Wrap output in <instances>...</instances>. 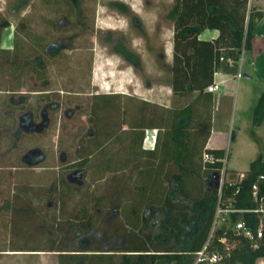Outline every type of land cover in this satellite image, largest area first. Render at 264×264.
<instances>
[{"label":"trees","instance_id":"1","mask_svg":"<svg viewBox=\"0 0 264 264\" xmlns=\"http://www.w3.org/2000/svg\"><path fill=\"white\" fill-rule=\"evenodd\" d=\"M243 1L246 7L247 0ZM42 3L54 9L59 15L57 19L74 20L70 26L74 36L84 35L89 22L85 9L80 7L75 11L69 1L63 3L61 0H42ZM209 6L215 16L218 15L229 26L235 25L233 39L229 38L227 44L224 42L222 29L219 38L214 42L197 40V35L202 30L201 20L198 18L197 26L188 21H191L190 15L200 16V5L184 6L182 2L179 4L178 0H175L172 6L174 53L171 88L177 98L192 93L185 105L166 107L134 95L120 93H96L90 96L88 115L93 134L84 140L76 160L65 168L84 169V176L93 181H99L107 174L121 173V190L129 194L128 199L117 206L115 215L118 216L115 217L120 219L122 225L115 229H119L122 236L129 239L130 246L127 250L124 248L125 250L108 251L121 252L118 264H131L132 256H136L138 264L178 262L182 255H190L195 259V253L202 250L209 238L218 207L240 210L255 206L251 186L260 174L264 175V157L261 151L249 163L248 169L239 180L230 182L224 179L220 189L216 185V176L222 171L226 173L227 169L223 163L225 151L206 147L212 130L211 106L215 101L214 94L206 88L213 84L212 75L216 69L231 75L237 74L238 50L252 48L256 22L263 13H257L255 8L251 7L244 31L243 27L237 30L230 14H224L216 5ZM63 7L67 9L66 12L61 10ZM227 23L225 25L228 27ZM9 25L7 20L0 21V30ZM24 37L31 39L33 50L45 51L46 43L42 36L27 31ZM210 47H216L214 64L210 60ZM26 57L29 55L23 54L19 48L13 53L0 50V69L2 71L6 67L10 72L9 79H13L9 84L11 87L8 85L5 91L14 92L22 87L27 74L42 77L44 72L37 67L22 66V60ZM228 58L233 60L232 64L228 63ZM14 80L16 87L13 86ZM10 104L8 103L7 107ZM9 118L12 120L10 115H5L4 120ZM263 122L264 89L252 110L251 137H254L255 129ZM0 126H5V123ZM149 129L156 130V139L153 149L145 150L142 148L143 139ZM15 144L0 146V150L12 152ZM112 148L116 151L113 152ZM205 155L212 159L205 160ZM29 158V162L34 163L42 156L30 155ZM17 159L19 158L15 160ZM16 166L18 167V163ZM64 177L63 173L60 174L51 192V198L54 193L57 194L52 207L49 206V198L35 193L38 188L30 184L29 180L17 181L10 196V224L16 226L21 217L34 214L35 201L40 205L37 211L42 216L40 227L45 225L50 229L44 245L60 242L61 234L67 238L69 231L90 230L92 220L90 216L86 217L85 205L77 212L68 213L65 209L63 198L69 197L70 191L74 190ZM88 183L90 186L91 182ZM262 188L264 192V184ZM32 195H36L35 200H31ZM25 199L28 201H24ZM101 199L103 198L97 197L95 203L100 204ZM148 208L157 216L158 222L154 232L152 229L156 223L153 222V217L146 215ZM224 220L207 246L210 252L220 251L224 254L222 264H255L257 259L264 258V225L262 238L258 240L256 247H253L254 242L242 236H235L233 232V225L237 220H243L247 227L255 230L259 222L255 214L232 212L225 215ZM62 223L67 224L68 232L60 233ZM221 236H224L229 244H234V247L226 250V246L219 241ZM55 248L57 247L51 245L46 246V250L14 251H58ZM87 249L86 251L94 256H104L95 254L102 252L98 247Z\"/></svg>","mask_w":264,"mask_h":264},{"label":"rangeland","instance_id":"2","mask_svg":"<svg viewBox=\"0 0 264 264\" xmlns=\"http://www.w3.org/2000/svg\"><path fill=\"white\" fill-rule=\"evenodd\" d=\"M61 1H69L75 11L80 7L86 10L89 22L84 35L74 36V31L70 30L74 20L57 19L59 15L42 0H0V21L10 23L0 30V50L13 53L19 48L29 55L23 58V67L34 66L44 72L40 78L36 74L24 75L23 86L7 92L5 89L13 79H9L10 72L6 67L0 69V125L5 123L0 126V146L16 143L12 152L0 150V264H118L121 252L108 251L127 250L130 246L129 239L115 229L122 225L115 217L118 216L115 215L117 206L128 199L129 194L121 190V173L107 174L103 179L93 181L84 176V169L65 168L76 160L84 140L93 134L88 115L90 96L118 91L126 95L136 93L134 96L140 99L149 98L152 103L166 107L179 105V98L171 94L169 85L164 84L158 87L164 100L152 101L157 96L153 94L157 87L154 74H158L149 68L154 67L153 64L160 68L154 60L158 53L165 54L172 43L173 0ZM61 10L67 11L65 7ZM27 31L43 37L45 51L33 50L31 39L24 37ZM132 57L136 60H128ZM130 61L139 64L133 66L135 69L143 66V69H149L143 73L147 80L144 77L137 80L136 71L132 69L130 88L123 89L120 68L131 66ZM13 83L16 87L15 80ZM258 88L254 87L253 91ZM143 90L147 92L141 93ZM8 103H11L9 107ZM5 115H10L12 120H4ZM252 140L248 142L249 135L241 124V130L231 139L232 147L228 152L232 157L226 161L228 155H225L224 159L227 168L224 179L227 181L239 180L242 172L248 169L249 158H256L259 151L264 157V122L255 130ZM152 145L143 141V147ZM112 151L116 149L112 148ZM30 155H41L42 158L32 163L28 160ZM62 173L74 190L70 191L71 197L64 196L62 200L65 209L68 213L77 212L85 205V214L91 217L92 226L86 232H68L67 224L62 223L60 233L67 231V238L61 234L60 242L44 245L50 229L45 225L40 227L42 216L37 212L40 205L33 201L34 214L21 217L16 220L17 225L12 226L9 221L10 196L17 181L29 180L38 188L35 193L49 198L52 207L57 194L51 198V192ZM222 177L221 172L217 181ZM88 182H91L90 186ZM35 196L32 195L31 200H35ZM97 197L104 200L97 204ZM151 211L148 208L146 215L158 222ZM156 225L152 232L156 231ZM51 245L58 251H14L46 250L45 247ZM87 247H98L102 252L95 254L104 256H94L86 251ZM194 261L190 255H182L178 262L161 261L160 264H194ZM131 264H138L136 256H132Z\"/></svg>","mask_w":264,"mask_h":264},{"label":"crops","instance_id":"3","mask_svg":"<svg viewBox=\"0 0 264 264\" xmlns=\"http://www.w3.org/2000/svg\"><path fill=\"white\" fill-rule=\"evenodd\" d=\"M174 1L175 0H173V3ZM178 2L179 4H181L182 2L184 6H192L196 4L201 6L200 16L190 15L191 21H188V23L197 26L198 18H200L202 30L197 35L198 41L214 42L217 38H219L221 29L222 36L225 38L224 42H226V44L230 40L229 38L233 39L232 36H234L232 32H234L235 30V25L229 26V24L225 22V20L221 19L218 15L215 16L211 11V6L209 5H216L218 9L224 14H230L232 16L231 19L234 20V23H236L237 30L243 27V30L245 31L246 22L251 7L255 8V12L263 13V16L256 22L254 39L252 40V48L250 50H244L243 48L238 50L239 59L237 64L239 69L237 74L231 75L221 71L220 69H216L212 75V83L218 85L220 90L217 94H214L215 101L211 106L212 130L207 140L206 147L211 149H223L225 151V155H228V158L226 159L227 161L232 157L231 153L228 152V150H230V148L232 147L231 139L233 138L235 132L238 133L241 130V124L244 125V132H247L249 135L250 141L248 142L250 143L251 141H253L250 135V130L252 127V110L257 102L260 92L262 91V89H264V0H247L246 7L244 6L243 0H185L184 2L182 0H178ZM173 16L174 14L172 15V43L169 47V50L167 49L165 54L164 52H160L157 54V57L154 61H157L156 64H158L160 68L156 67L154 64V67H149L152 71H155L158 74H154L156 76V84L154 85L157 86L153 89L154 96L157 94L156 98L152 99V101L154 102L164 100L161 97L162 91L161 89H158V87H161L163 84L169 85L171 87L172 83L171 67L173 63L174 53ZM226 23L228 24V27L225 25ZM229 27H231V29ZM210 50V60L214 64L216 47H210ZM157 59H159L160 61H158ZM161 59H163L162 63H160ZM133 62L134 61L129 62L131 66L129 65L128 67H126L125 65L124 67L120 68L123 89L130 88V80L132 79L131 77L134 74L133 71H136L135 73L137 76V80H142L143 77L144 80H147L146 75H144L143 73H145V70L149 71V69L147 67L143 69L144 66L141 67V69H135V67L139 64H135ZM138 85H140V83H138ZM112 86H114L113 83ZM254 87L259 88L253 91ZM147 89L152 90V88ZM146 92L145 90H143V92L141 93L145 94ZM170 92L173 95L172 88H170ZM254 92H256V94ZM113 93L119 92L116 91ZM120 93L125 94L123 92ZM135 94L136 93H134V95ZM191 94L187 93L184 97L179 98V100H177L179 101L178 106L185 105L190 99ZM144 100H149V102H151V99L149 98H145ZM257 129L258 128H256L255 130ZM142 148L145 150H151L153 149V146H144ZM253 155H256L255 151ZM249 159V161L251 162L255 159V157Z\"/></svg>","mask_w":264,"mask_h":264},{"label":"built area","instance_id":"4","mask_svg":"<svg viewBox=\"0 0 264 264\" xmlns=\"http://www.w3.org/2000/svg\"><path fill=\"white\" fill-rule=\"evenodd\" d=\"M229 64L233 63V60L231 58L227 59ZM206 90L208 92H211L213 94H217L219 92V87L216 84L209 85ZM156 139V131L154 129L152 130H146L145 136H144V144L151 143L154 144ZM205 160H211L212 158L210 156L205 155ZM225 166V165H224ZM221 174V173H220ZM223 177L220 178L218 181V188L220 189L223 184V180L225 178L224 171H222ZM243 175L240 176V178ZM264 184V175L260 174L257 179L254 181V183L251 186V193H252V199L255 203V206L250 209H240V210H232V209H223L221 207H218L215 213V218L213 221L212 229L209 235V238L207 242L205 243L204 247L201 251L195 253V261L194 264H222V260L224 257V254L220 251H209L207 246L209 240L213 237L214 232L216 229H218L220 226V223L225 221V215L232 212H250L256 215L259 222L255 230H252L251 228L247 227L245 222L243 220H237L234 222L233 225V232L235 236H242L246 239H249L250 241L254 242L253 247L257 246L258 240L262 238L263 234V220H264V192L262 185ZM220 243L226 246V250L231 249L234 247V244H229L224 236H221L219 239ZM255 264H264V258H259L256 260Z\"/></svg>","mask_w":264,"mask_h":264},{"label":"water","instance_id":"5","mask_svg":"<svg viewBox=\"0 0 264 264\" xmlns=\"http://www.w3.org/2000/svg\"><path fill=\"white\" fill-rule=\"evenodd\" d=\"M243 76H245V75H243ZM217 176H218V175H217ZM217 176H216V179H215V180H216V185L218 186Z\"/></svg>","mask_w":264,"mask_h":264},{"label":"clouds","instance_id":"6","mask_svg":"<svg viewBox=\"0 0 264 264\" xmlns=\"http://www.w3.org/2000/svg\"><path fill=\"white\" fill-rule=\"evenodd\" d=\"M155 143V142H154ZM153 146V145H152Z\"/></svg>","mask_w":264,"mask_h":264},{"label":"bare ground","instance_id":"7","mask_svg":"<svg viewBox=\"0 0 264 264\" xmlns=\"http://www.w3.org/2000/svg\"><path fill=\"white\" fill-rule=\"evenodd\" d=\"M148 144V143H147Z\"/></svg>","mask_w":264,"mask_h":264}]
</instances>
